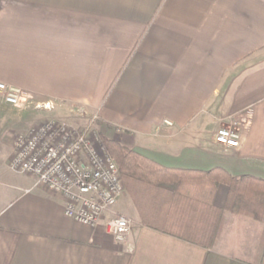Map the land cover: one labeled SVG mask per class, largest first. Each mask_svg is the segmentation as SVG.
Listing matches in <instances>:
<instances>
[{"label": "crops", "instance_id": "crops-1", "mask_svg": "<svg viewBox=\"0 0 264 264\" xmlns=\"http://www.w3.org/2000/svg\"><path fill=\"white\" fill-rule=\"evenodd\" d=\"M0 82L52 106L42 121L90 113L101 135L164 168L264 180V0H0ZM226 116L242 122L236 148L214 142ZM6 141L0 264H259L264 218L225 211L224 184L209 248L142 226L125 189L113 212L125 216L127 198L133 227L117 242L105 220L74 222L61 196L10 171Z\"/></svg>", "mask_w": 264, "mask_h": 264}, {"label": "built area", "instance_id": "built-area-1", "mask_svg": "<svg viewBox=\"0 0 264 264\" xmlns=\"http://www.w3.org/2000/svg\"><path fill=\"white\" fill-rule=\"evenodd\" d=\"M0 99L17 108L25 102L26 94L20 87L0 82ZM42 108L51 110L52 106L44 104ZM96 121L97 117L92 116L87 125L79 126L48 119L17 134L8 167L15 174L31 176L34 186H43L61 196L67 218L90 228L105 220L107 233L115 241L123 242L132 230L133 221L113 212L124 193V185L118 166L94 129ZM163 123L173 125L169 120ZM219 123L215 144L223 148L238 147L241 120L226 116Z\"/></svg>", "mask_w": 264, "mask_h": 264}, {"label": "trees", "instance_id": "trees-1", "mask_svg": "<svg viewBox=\"0 0 264 264\" xmlns=\"http://www.w3.org/2000/svg\"><path fill=\"white\" fill-rule=\"evenodd\" d=\"M101 140L118 166L125 193L144 227L209 248L222 212L213 205L219 184L228 187L225 211L254 220L264 218L262 179L235 178L220 168L207 172L168 169L115 140L103 135ZM262 239L259 264H264V235Z\"/></svg>", "mask_w": 264, "mask_h": 264}, {"label": "rangeland", "instance_id": "rangeland-1", "mask_svg": "<svg viewBox=\"0 0 264 264\" xmlns=\"http://www.w3.org/2000/svg\"><path fill=\"white\" fill-rule=\"evenodd\" d=\"M30 103L31 102L28 101V99L26 98L25 102L21 104L20 107L17 108L10 106L8 104L2 105V110H0V141L3 143L1 144H6L7 142L6 140L12 138L14 141V138L17 134L23 133L21 131H23L24 129L30 126L31 127L28 128L27 130L31 129L32 126L34 127L42 122V117L49 115V114H45V115L42 114V104L40 105V107H38L39 109H34V107L37 108V106L39 105L37 104L33 105ZM65 114H68L67 115L68 117L61 114L60 115L51 114V115H53L57 119L59 118L65 121H70L79 126L87 125L89 123L90 118L94 116L90 113H85L82 110L80 111L76 109L72 111L70 109H66ZM36 119H38L37 122H35ZM94 129H96L99 132V129L96 127V124H94ZM5 150L7 151V148H5ZM118 207L119 209H122L125 216L132 217L134 215L133 206L131 205L130 201L127 198H123V200H121V202L119 203Z\"/></svg>", "mask_w": 264, "mask_h": 264}]
</instances>
